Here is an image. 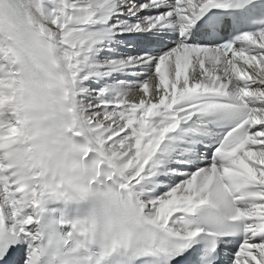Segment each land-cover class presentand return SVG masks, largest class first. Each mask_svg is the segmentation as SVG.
I'll return each mask as SVG.
<instances>
[{
    "label": "snow or ice",
    "instance_id": "snow-or-ice-1",
    "mask_svg": "<svg viewBox=\"0 0 264 264\" xmlns=\"http://www.w3.org/2000/svg\"><path fill=\"white\" fill-rule=\"evenodd\" d=\"M0 264H264V0H0Z\"/></svg>",
    "mask_w": 264,
    "mask_h": 264
}]
</instances>
